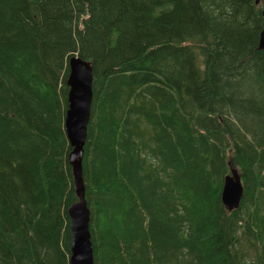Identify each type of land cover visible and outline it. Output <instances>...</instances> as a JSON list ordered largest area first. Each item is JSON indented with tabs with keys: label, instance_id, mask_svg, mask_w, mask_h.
I'll return each instance as SVG.
<instances>
[{
	"label": "trees",
	"instance_id": "trees-1",
	"mask_svg": "<svg viewBox=\"0 0 264 264\" xmlns=\"http://www.w3.org/2000/svg\"><path fill=\"white\" fill-rule=\"evenodd\" d=\"M264 0H0V264H68V60L92 65L94 264H264ZM241 178L237 210L224 178Z\"/></svg>",
	"mask_w": 264,
	"mask_h": 264
},
{
	"label": "water",
	"instance_id": "water-1",
	"mask_svg": "<svg viewBox=\"0 0 264 264\" xmlns=\"http://www.w3.org/2000/svg\"><path fill=\"white\" fill-rule=\"evenodd\" d=\"M258 1H256L257 3ZM264 19V10L262 11ZM258 49L264 50V25L260 32ZM91 77L88 65L74 63L70 68L67 85L70 87L64 129L70 146L67 161L72 170L77 202L67 209L70 231V257L68 264H94L89 231L90 211L85 201L82 159L87 139V126L91 114L90 93L87 79ZM243 194L237 170H231L224 178L221 203L228 212L237 209Z\"/></svg>",
	"mask_w": 264,
	"mask_h": 264
},
{
	"label": "bare ground",
	"instance_id": "bare-ground-1",
	"mask_svg": "<svg viewBox=\"0 0 264 264\" xmlns=\"http://www.w3.org/2000/svg\"><path fill=\"white\" fill-rule=\"evenodd\" d=\"M68 66V65H67ZM93 82V81H92ZM93 95V94H92ZM68 106V105H67ZM91 116V115H90ZM227 177V176H226ZM225 177V178H226ZM223 183H224V180H223ZM222 190H223V186H222ZM242 201V200H241ZM223 206V205H222ZM237 210V209H236ZM69 233H70V231H69ZM70 255V254H69Z\"/></svg>",
	"mask_w": 264,
	"mask_h": 264
},
{
	"label": "rangeland",
	"instance_id": "rangeland-1",
	"mask_svg": "<svg viewBox=\"0 0 264 264\" xmlns=\"http://www.w3.org/2000/svg\"><path fill=\"white\" fill-rule=\"evenodd\" d=\"M259 2H260V0L258 1V3L257 4H259ZM239 174V173H238ZM240 177V176H239ZM240 181H241V178H240Z\"/></svg>",
	"mask_w": 264,
	"mask_h": 264
}]
</instances>
